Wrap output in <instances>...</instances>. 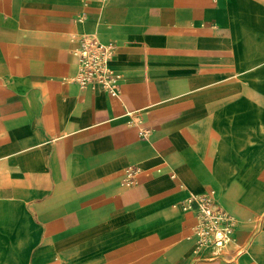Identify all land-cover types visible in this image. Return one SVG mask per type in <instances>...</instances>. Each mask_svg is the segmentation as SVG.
I'll list each match as a JSON object with an SVG mask.
<instances>
[{"label":"crops","instance_id":"1","mask_svg":"<svg viewBox=\"0 0 264 264\" xmlns=\"http://www.w3.org/2000/svg\"><path fill=\"white\" fill-rule=\"evenodd\" d=\"M86 33L117 95L72 79ZM0 264H264V0H0Z\"/></svg>","mask_w":264,"mask_h":264},{"label":"built area","instance_id":"2","mask_svg":"<svg viewBox=\"0 0 264 264\" xmlns=\"http://www.w3.org/2000/svg\"><path fill=\"white\" fill-rule=\"evenodd\" d=\"M77 71L72 79L81 88H101L111 95L119 93L121 75L113 70L109 61L114 56V48L110 44L100 42L92 34H84L80 47L74 51ZM145 137L146 130H140ZM136 169L129 168L120 183L125 186L135 182ZM184 210H193L199 220L196 229L197 246L207 244L225 248L232 239L234 219L224 208L216 204L212 192L191 194L183 205Z\"/></svg>","mask_w":264,"mask_h":264}]
</instances>
